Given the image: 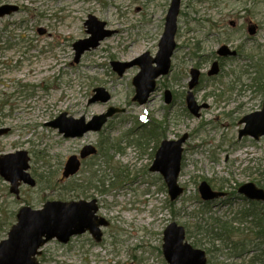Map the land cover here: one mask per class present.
<instances>
[{
	"label": "rangeland",
	"instance_id": "1",
	"mask_svg": "<svg viewBox=\"0 0 264 264\" xmlns=\"http://www.w3.org/2000/svg\"><path fill=\"white\" fill-rule=\"evenodd\" d=\"M0 3L18 8L0 19V130H8L0 137V157L26 151L36 181L34 188L22 185L17 199L0 177V242L23 206L40 210L52 201L95 200L97 216L109 222L101 241L88 232L68 244L53 240L41 249L40 264H168L163 232L173 222L207 252L209 264L264 263V204L238 193L247 183L264 189V137L239 139L241 120L264 103V0H181L171 72L142 105L133 101L132 84L140 68L119 77L112 63H132L145 53L156 57L172 0ZM90 16L114 34L75 63L73 45L91 37L85 25ZM223 45L238 51V58L219 60ZM216 60L221 71L209 77ZM192 68L201 71L195 99L208 106L199 118L185 101ZM96 89L110 100L91 103ZM165 91L173 93L170 105ZM111 107L124 113L82 138L66 139L48 126L63 113L88 122ZM184 135V194L171 202L163 178L150 167L162 141ZM86 146L97 154L83 160L72 179H63L68 158ZM202 182L228 196L202 201ZM251 209L256 216L243 214Z\"/></svg>",
	"mask_w": 264,
	"mask_h": 264
},
{
	"label": "water",
	"instance_id": "2",
	"mask_svg": "<svg viewBox=\"0 0 264 264\" xmlns=\"http://www.w3.org/2000/svg\"><path fill=\"white\" fill-rule=\"evenodd\" d=\"M15 8L8 6L0 7V17L9 15ZM180 10V0H172L171 7L166 19L165 30L159 44V52L155 59L149 54L138 58L132 63H113V70L121 77L132 66L138 65L141 68L140 74L133 80L136 88L134 101L145 104L150 95L156 90V79L167 75L171 68V57L176 49L175 36L177 32V17ZM88 27L89 39L78 41L73 45L75 50V63H79L83 54L91 49H96L102 41L113 35L112 31L105 30L106 24L90 16L85 23ZM249 32L254 35L256 29L250 27ZM221 57H234L235 51L227 46H222L218 51ZM156 64L154 67L153 65ZM219 64L215 62L209 72V76L219 73ZM192 80L187 95V107L196 117H200V110L207 108V105L198 106L192 90L198 85L200 72L197 69L191 71ZM96 95L91 103H106L110 96L104 89H96ZM165 101L170 104L172 101L169 91L165 94ZM123 110L110 108L107 113L96 116L92 121L86 123L85 118L74 119L66 113L60 115L48 126L58 129L65 138H81L90 131L99 132L107 120L116 113ZM241 123L246 126L240 131L239 138L250 136L255 140L264 136V105L261 112L246 116ZM8 133V130H0V136ZM188 135L176 141H163L158 149L155 160L150 171L159 173L164 178L171 201L177 200L184 192L178 185L179 175L182 167L183 145ZM97 153L96 149L87 146L81 151L80 158L86 159ZM29 156L25 151L16 154L3 155L0 157V177L11 185V194L19 197L21 183L35 187L36 181L27 172ZM81 168V162L76 157H70L63 172V178L69 179L75 176ZM199 193L203 201H214L226 194L215 192L207 182L199 186ZM248 200L264 202V190L253 183L243 185L239 189ZM98 207L96 201L85 200L62 202H47L42 209L34 210L30 207H23L17 214V223L11 228L8 238L0 242V264H39L37 256L41 255V248L47 243L57 240L67 244L74 236L83 235L89 232L97 242L101 241V227H107L105 219L97 217ZM163 255L168 264H207L206 252L194 248L186 241V230L183 226L171 223L163 234Z\"/></svg>",
	"mask_w": 264,
	"mask_h": 264
},
{
	"label": "trees",
	"instance_id": "3",
	"mask_svg": "<svg viewBox=\"0 0 264 264\" xmlns=\"http://www.w3.org/2000/svg\"><path fill=\"white\" fill-rule=\"evenodd\" d=\"M152 133L154 132V131H151ZM73 190V191H72ZM71 190V192H74L76 189H72ZM252 214V211H249V212H247V213H245V216H250ZM218 223H220L219 221H218ZM260 234H261V236L264 238V236H263V229L260 231ZM218 237H220L219 235H217ZM263 254H264V252H263ZM257 259V257L256 258H254V260H253V262L255 261ZM264 264V263H263Z\"/></svg>",
	"mask_w": 264,
	"mask_h": 264
},
{
	"label": "flooded vegetation",
	"instance_id": "4",
	"mask_svg": "<svg viewBox=\"0 0 264 264\" xmlns=\"http://www.w3.org/2000/svg\"><path fill=\"white\" fill-rule=\"evenodd\" d=\"M1 4V3H0ZM1 5H5V4H1Z\"/></svg>",
	"mask_w": 264,
	"mask_h": 264
}]
</instances>
